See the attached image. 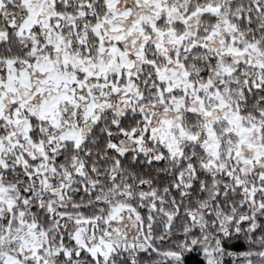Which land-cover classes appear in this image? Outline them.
I'll use <instances>...</instances> for the list:
<instances>
[{
  "label": "snow or ice",
  "instance_id": "1",
  "mask_svg": "<svg viewBox=\"0 0 264 264\" xmlns=\"http://www.w3.org/2000/svg\"><path fill=\"white\" fill-rule=\"evenodd\" d=\"M0 264H264V0H0Z\"/></svg>",
  "mask_w": 264,
  "mask_h": 264
}]
</instances>
